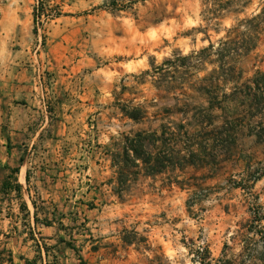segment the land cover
<instances>
[{"label":"rangeland","instance_id":"1","mask_svg":"<svg viewBox=\"0 0 264 264\" xmlns=\"http://www.w3.org/2000/svg\"><path fill=\"white\" fill-rule=\"evenodd\" d=\"M103 4L0 0L4 264L38 256L32 235L50 248L38 264H264V142L225 98L236 94L227 64L244 83L264 73V0ZM41 5L54 17L36 24ZM163 132L155 152L170 163L155 178L140 164L120 187L112 160L125 139ZM16 169L23 200L2 190Z\"/></svg>","mask_w":264,"mask_h":264},{"label":"trees","instance_id":"2","mask_svg":"<svg viewBox=\"0 0 264 264\" xmlns=\"http://www.w3.org/2000/svg\"><path fill=\"white\" fill-rule=\"evenodd\" d=\"M127 0H104V4L102 9L109 11L112 14L121 13L128 11L133 3H137L140 0H129L130 3L126 2ZM50 12L41 5L36 7L34 10V22L37 24L38 20L42 19L43 17H54L49 14ZM264 17V14L262 15ZM62 13L59 12L56 18H61ZM262 17H258L254 19V21L260 20ZM213 46L211 45L209 49H212ZM207 49V50H209ZM251 50V49H250ZM249 50V51H250ZM236 53V52H235ZM238 56V54H237ZM233 75V84L235 85V92L233 96L225 98L229 101H237L239 102L242 109L247 110V114L249 116V121L253 124L254 128L249 132L250 137H256L258 142H264V73L257 72L256 79L252 81L242 82L243 75L236 67L230 66L227 64V67ZM244 89L248 91L242 92ZM240 90V92H239ZM223 100H219V98H213L211 110L214 109H223ZM127 113V112H126ZM130 119L134 121H140L144 118L143 114L139 111L134 113H127ZM243 122V118H240ZM170 131V129H169ZM165 132V131H164ZM159 135L158 133H153L148 138L146 137L145 133H136L131 138H126L125 143L123 145L122 151L116 154L112 160V168L116 170L115 174H117V180L119 182V186L123 187L130 179H137L138 176L141 174L140 164H143L145 169L144 173L148 177L155 178L158 174L162 173V166L165 163H170L171 160L163 161L161 158V151L155 152L160 142L164 141L165 133ZM227 138H231L232 135L228 134ZM174 137H177L174 133ZM229 143V141L227 142ZM169 154L172 153L174 156V160H185L186 156L181 158L180 152L177 148L168 150ZM156 153V154H155ZM168 154V153H167ZM191 155L194 156L195 153L191 152ZM174 167V166H173ZM176 167V166H175ZM137 169L136 171H134ZM161 169V170H160ZM19 174V170H13L12 175L9 179H13L12 181L7 180L3 186L2 190H4L8 194H14L21 200H23V187L18 183V180L15 178L16 175ZM34 209L36 208L35 203L32 202ZM20 213L22 214H29V208L26 202H23L19 208ZM2 213L0 212V215ZM35 223H40L38 215L35 214ZM44 227H52L51 222L46 220L42 223ZM264 239V234L262 235ZM40 238L43 237L40 235ZM31 241H34L37 249H38V256L34 260H24L25 264H38L39 260H42L43 250L46 251L47 257L49 258V247L46 245H41L39 240H36L35 237L31 236ZM71 248V246H69ZM42 248V249H41ZM4 257H6V253L0 251V264H4ZM9 259L7 263H13V257L11 254L8 255Z\"/></svg>","mask_w":264,"mask_h":264},{"label":"crops","instance_id":"3","mask_svg":"<svg viewBox=\"0 0 264 264\" xmlns=\"http://www.w3.org/2000/svg\"><path fill=\"white\" fill-rule=\"evenodd\" d=\"M24 262V261H23Z\"/></svg>","mask_w":264,"mask_h":264}]
</instances>
